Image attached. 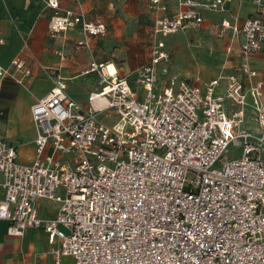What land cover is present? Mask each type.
<instances>
[{
    "label": "built area",
    "instance_id": "2783aa9c",
    "mask_svg": "<svg viewBox=\"0 0 264 264\" xmlns=\"http://www.w3.org/2000/svg\"><path fill=\"white\" fill-rule=\"evenodd\" d=\"M148 1L157 36L202 25L201 7L222 10L228 0H181L172 14L164 0ZM253 1L255 13L233 28L243 33L242 61L225 93L216 92L221 76L202 88L172 75L160 89L158 66L169 53L157 41L135 77L142 97L113 64L92 60L84 73L96 72L99 86L86 106L65 82L33 103L34 159L22 162L0 136V220H8V233L45 230L57 244L55 264L67 256L76 264H264V66L251 62L264 50V0ZM48 5L53 35L75 26L86 36L108 30L82 9ZM78 44L89 47L86 39ZM32 75L22 54L0 63V81L25 84ZM249 98L255 131L245 126ZM107 110L113 123L97 118ZM230 146L238 155H227ZM41 198L59 203L56 216L39 215Z\"/></svg>",
    "mask_w": 264,
    "mask_h": 264
},
{
    "label": "crops",
    "instance_id": "0c3cea01",
    "mask_svg": "<svg viewBox=\"0 0 264 264\" xmlns=\"http://www.w3.org/2000/svg\"><path fill=\"white\" fill-rule=\"evenodd\" d=\"M180 1L164 0L169 13L181 8ZM198 1L207 4L212 0ZM9 2L11 16L0 19V37L3 39L0 63L9 65L14 57L22 54L28 59L33 75L25 80V84L16 83L9 76L0 81V136L17 148L18 157L24 163H30L35 157L37 130L31 106L58 82H65L69 96L86 106L88 95L99 86V77L94 71L97 81L94 88L83 92V84L79 81L92 74L84 73L92 60L113 64L119 75L127 76L133 89H138L142 97L143 88L137 84L136 74L150 62L152 45L162 41L169 57L158 66L160 89L172 75L192 82L196 80L202 88L211 79L221 76L216 92L225 93L227 76L236 73L242 61L243 33L233 28H241L244 20L256 11L253 0H228L222 10L201 7L205 19L202 25L156 36L152 32L156 12L148 0H59L63 11L82 9L88 19L106 22L108 30L104 36H86L79 26H75L53 35L49 21L54 9L48 5V0ZM2 11L0 0V16ZM224 22L231 27L224 28ZM80 39H86L89 47L79 45ZM25 43H28L27 48H24ZM251 62L255 67H263L264 50L253 55ZM165 66L169 68L167 73L162 72ZM248 101L245 126L255 131L251 98ZM227 107L232 112L229 100ZM3 180L4 175L0 172V202L5 196L1 186ZM58 207L55 200L39 199L38 210L42 217L56 216ZM7 227L8 220H0V264H55L51 250L57 244L48 242L45 230L27 228L22 237H18L10 235ZM62 264L76 262L67 256L63 257Z\"/></svg>",
    "mask_w": 264,
    "mask_h": 264
},
{
    "label": "rangeland",
    "instance_id": "374dc122",
    "mask_svg": "<svg viewBox=\"0 0 264 264\" xmlns=\"http://www.w3.org/2000/svg\"><path fill=\"white\" fill-rule=\"evenodd\" d=\"M9 3H10L9 0H1V10L3 11L1 13L0 19L11 16V12L9 10ZM27 62H28V59H27ZM197 63H199L198 58H197ZM93 74L95 73L85 75L84 77L80 78L79 81H81V83L83 84L82 87H84V89H82L83 92H86L85 89L87 88L91 90L92 88L96 86L95 84L97 83V81H95V76ZM113 113H114L113 111L107 110L103 113L98 114L97 118L106 124L113 123L116 119ZM231 150L234 151V155H238V151H235V148L233 146H230L228 148L227 155L232 156Z\"/></svg>",
    "mask_w": 264,
    "mask_h": 264
},
{
    "label": "bare ground",
    "instance_id": "6f19581e",
    "mask_svg": "<svg viewBox=\"0 0 264 264\" xmlns=\"http://www.w3.org/2000/svg\"><path fill=\"white\" fill-rule=\"evenodd\" d=\"M111 69L113 70V66L111 65Z\"/></svg>",
    "mask_w": 264,
    "mask_h": 264
}]
</instances>
